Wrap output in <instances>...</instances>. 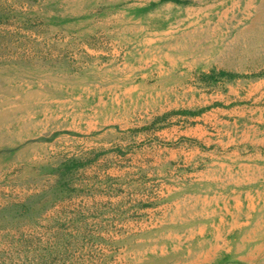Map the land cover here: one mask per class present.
I'll return each mask as SVG.
<instances>
[{
  "label": "rangeland",
  "instance_id": "1",
  "mask_svg": "<svg viewBox=\"0 0 264 264\" xmlns=\"http://www.w3.org/2000/svg\"><path fill=\"white\" fill-rule=\"evenodd\" d=\"M181 1L0 0V264H264V0Z\"/></svg>",
  "mask_w": 264,
  "mask_h": 264
},
{
  "label": "crops",
  "instance_id": "2",
  "mask_svg": "<svg viewBox=\"0 0 264 264\" xmlns=\"http://www.w3.org/2000/svg\"><path fill=\"white\" fill-rule=\"evenodd\" d=\"M250 144H256L257 147H264V137L261 138V141L258 140L257 142L253 141Z\"/></svg>",
  "mask_w": 264,
  "mask_h": 264
},
{
  "label": "trees",
  "instance_id": "3",
  "mask_svg": "<svg viewBox=\"0 0 264 264\" xmlns=\"http://www.w3.org/2000/svg\"><path fill=\"white\" fill-rule=\"evenodd\" d=\"M160 1H174V2H184V1H181V0H160ZM220 74H223V73H220Z\"/></svg>",
  "mask_w": 264,
  "mask_h": 264
}]
</instances>
